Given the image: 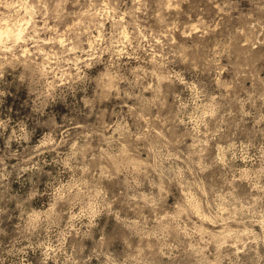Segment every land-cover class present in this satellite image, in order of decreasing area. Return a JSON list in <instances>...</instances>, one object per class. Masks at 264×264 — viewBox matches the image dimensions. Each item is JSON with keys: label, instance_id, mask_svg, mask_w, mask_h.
<instances>
[{"label": "clouds", "instance_id": "9594fccd", "mask_svg": "<svg viewBox=\"0 0 264 264\" xmlns=\"http://www.w3.org/2000/svg\"><path fill=\"white\" fill-rule=\"evenodd\" d=\"M0 264H264V0H0Z\"/></svg>", "mask_w": 264, "mask_h": 264}]
</instances>
